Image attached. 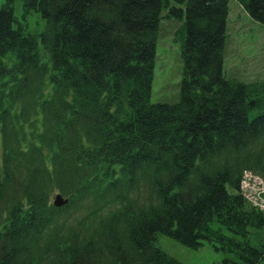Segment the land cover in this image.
<instances>
[{
	"label": "trees",
	"instance_id": "trees-1",
	"mask_svg": "<svg viewBox=\"0 0 264 264\" xmlns=\"http://www.w3.org/2000/svg\"><path fill=\"white\" fill-rule=\"evenodd\" d=\"M21 1L45 27L0 7V264H186L159 234L261 264L240 181L264 175V82L225 76L230 0ZM237 1L264 25V0ZM164 18L175 103L151 99Z\"/></svg>",
	"mask_w": 264,
	"mask_h": 264
},
{
	"label": "rangeland",
	"instance_id": "rangeland-1",
	"mask_svg": "<svg viewBox=\"0 0 264 264\" xmlns=\"http://www.w3.org/2000/svg\"><path fill=\"white\" fill-rule=\"evenodd\" d=\"M4 2L0 0V7ZM15 15L33 33L41 32L45 27V19L39 12H32L25 18L21 0L16 2ZM179 25L176 19L164 18L161 21L151 97L153 102L175 103L180 99L184 64L180 41L175 35ZM227 27L225 76L243 82H264V25L251 18L237 0H230ZM215 226L218 227L217 224ZM263 240L264 231L253 230L251 243L261 246ZM157 244L186 264H221L227 256L244 264L234 253L217 251L209 241H204L199 248H192L168 235L159 234Z\"/></svg>",
	"mask_w": 264,
	"mask_h": 264
},
{
	"label": "built area",
	"instance_id": "built-area-1",
	"mask_svg": "<svg viewBox=\"0 0 264 264\" xmlns=\"http://www.w3.org/2000/svg\"><path fill=\"white\" fill-rule=\"evenodd\" d=\"M240 192L246 201L264 212V175L245 170L240 181Z\"/></svg>",
	"mask_w": 264,
	"mask_h": 264
},
{
	"label": "water",
	"instance_id": "water-1",
	"mask_svg": "<svg viewBox=\"0 0 264 264\" xmlns=\"http://www.w3.org/2000/svg\"><path fill=\"white\" fill-rule=\"evenodd\" d=\"M68 202V198H64L61 194L55 196L54 204L58 207L65 205Z\"/></svg>",
	"mask_w": 264,
	"mask_h": 264
}]
</instances>
